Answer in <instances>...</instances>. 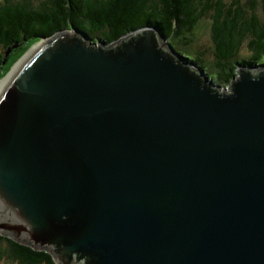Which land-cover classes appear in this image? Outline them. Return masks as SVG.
<instances>
[{"label":"water","instance_id":"obj_1","mask_svg":"<svg viewBox=\"0 0 264 264\" xmlns=\"http://www.w3.org/2000/svg\"><path fill=\"white\" fill-rule=\"evenodd\" d=\"M18 62L0 234L57 264H264L263 66L229 92L154 26L110 45L69 26Z\"/></svg>","mask_w":264,"mask_h":264},{"label":"trees","instance_id":"obj_2","mask_svg":"<svg viewBox=\"0 0 264 264\" xmlns=\"http://www.w3.org/2000/svg\"><path fill=\"white\" fill-rule=\"evenodd\" d=\"M202 21L211 24V60H207L211 50L197 44ZM69 26L98 35L109 45L154 26L184 62L205 70L222 85L233 83L240 65L248 70L264 66V0H47L39 5L3 0L0 44L5 51L0 52V66L9 57L10 66L29 46ZM14 46L20 49L11 50ZM244 46L249 50L246 57L241 55ZM54 259L47 251L0 234V264H57Z\"/></svg>","mask_w":264,"mask_h":264},{"label":"rangeland","instance_id":"obj_3","mask_svg":"<svg viewBox=\"0 0 264 264\" xmlns=\"http://www.w3.org/2000/svg\"><path fill=\"white\" fill-rule=\"evenodd\" d=\"M2 1L3 0H0V2H2ZM29 1H31L35 5H39V4H42L44 1H47V0H29ZM247 1L248 0H245V2H247ZM196 38H197V42H198L197 44L202 46V48H204V50H207V49L211 50L210 55L209 56L207 55V60H211L210 56L214 55L213 54V49L214 48H213V45H212L214 43H213V41L211 39V24H210V21H204V22L202 21L201 22L200 28L196 32ZM92 40L93 41L98 40V35L92 36ZM33 45L29 46L28 49H26V51L24 52V54L21 57H19V59L13 60V62H12V64L10 66H8L9 65L8 61H9L10 57L7 58L6 64H4V65L2 64L3 67L0 66V81L6 80L5 78L9 75L11 70H13L14 67H16V65L19 63L18 61L20 59H22V57L29 51L30 47H32ZM18 47L19 46H16V47L14 46V47L11 48V50H13V48H15V50L20 49ZM4 51L5 50H4L3 45L0 44V52H2L4 54ZM248 54H249V50H248V48L246 46H244L241 55H242V57H246V56H248ZM258 68L259 67H256L255 69H258ZM263 68H264V66H263ZM1 71L4 72V75H3V73ZM204 72H206V71L204 70ZM206 74L208 75L209 78H212V77L209 76L208 73H206ZM8 78H9V76H8ZM212 82L215 85H217V86L224 87V89H227L229 92L232 91L230 86H227V85H224V84L222 85L221 83H218L213 78H212ZM3 264H10V263L4 262Z\"/></svg>","mask_w":264,"mask_h":264},{"label":"bare ground","instance_id":"obj_4","mask_svg":"<svg viewBox=\"0 0 264 264\" xmlns=\"http://www.w3.org/2000/svg\"><path fill=\"white\" fill-rule=\"evenodd\" d=\"M173 48V47H172ZM11 76V74L9 75V77ZM9 78L7 77L6 80L0 81V90L1 88L5 85L4 83L8 80Z\"/></svg>","mask_w":264,"mask_h":264}]
</instances>
